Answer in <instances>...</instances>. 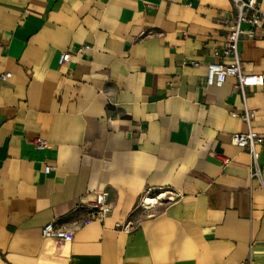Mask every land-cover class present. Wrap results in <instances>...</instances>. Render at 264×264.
I'll use <instances>...</instances> for the list:
<instances>
[{"label":"crops","instance_id":"crops-1","mask_svg":"<svg viewBox=\"0 0 264 264\" xmlns=\"http://www.w3.org/2000/svg\"><path fill=\"white\" fill-rule=\"evenodd\" d=\"M235 13L232 0H0V264H264V82L244 96L233 76L206 83L208 63H233L214 53ZM240 27L241 71L264 77V26ZM245 107L258 177L231 140ZM101 191L111 211L92 219ZM49 222L72 240L43 237Z\"/></svg>","mask_w":264,"mask_h":264},{"label":"built area","instance_id":"built-area-1","mask_svg":"<svg viewBox=\"0 0 264 264\" xmlns=\"http://www.w3.org/2000/svg\"><path fill=\"white\" fill-rule=\"evenodd\" d=\"M236 13L232 21H226L230 26L226 42L220 51H215L216 57L230 56L233 59L231 64H223L220 62H211L206 65V83L207 85L221 86L226 76H233L236 79L235 87L244 96V90L246 87L262 85L264 77L261 74H246L241 71L239 59H238V41L243 33L241 30L242 23H248L252 26H264V10L260 9L258 0H232ZM69 58L68 53H62L59 56L58 63L61 64L67 61ZM191 65L197 66L198 62L192 61ZM10 77V73H5L2 78L6 79ZM255 116V110L244 108L241 115L244 122L247 124L248 130L246 133H234L231 135L232 142L240 148H247L249 153V159L252 165L251 176L258 177L259 172L257 168V159L259 153L256 146L263 142V138L257 135L250 128V122ZM34 146L36 148H43L47 146L45 140L36 138L34 140ZM51 167L46 166L44 168L45 173L50 172ZM91 218L103 220L111 211L108 202V193L105 191L98 192L95 200L90 204ZM89 220L84 221V224ZM43 237H56L66 240H72L73 233L63 228H56L52 222L45 224L41 229Z\"/></svg>","mask_w":264,"mask_h":264},{"label":"bare ground","instance_id":"bare-ground-1","mask_svg":"<svg viewBox=\"0 0 264 264\" xmlns=\"http://www.w3.org/2000/svg\"><path fill=\"white\" fill-rule=\"evenodd\" d=\"M151 202V201H150Z\"/></svg>","mask_w":264,"mask_h":264}]
</instances>
